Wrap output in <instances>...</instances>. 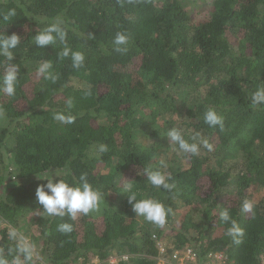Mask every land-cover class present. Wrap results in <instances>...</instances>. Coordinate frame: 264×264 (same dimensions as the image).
<instances>
[{
	"label": "trees",
	"instance_id": "obj_1",
	"mask_svg": "<svg viewBox=\"0 0 264 264\" xmlns=\"http://www.w3.org/2000/svg\"><path fill=\"white\" fill-rule=\"evenodd\" d=\"M11 9L15 16L4 20ZM57 20L66 44L35 45L38 31ZM117 32L129 37L126 52L114 50ZM7 34L20 43L12 61L0 56V80L10 65L18 69L15 95L0 92V253L17 255L9 232L30 215L32 242L51 264H109L113 255L115 264H158L153 234L167 232L164 258L190 246L223 250L233 264L261 263L264 105L251 97L264 87V0H213L201 20L182 0H0V36ZM66 46L84 54L79 68L60 55ZM45 61L54 80L38 72ZM209 108L223 129L204 122ZM57 113L75 120L63 124ZM174 127L190 143L200 133L213 149L181 152L167 136ZM144 169L173 187H154ZM55 170L63 174L54 180L70 185L86 177L100 193L98 207L75 220L47 216L36 199L47 180L38 176ZM126 190L171 209L165 225L137 216ZM225 210L243 229L239 244L226 234ZM61 223L73 230L58 231Z\"/></svg>",
	"mask_w": 264,
	"mask_h": 264
},
{
	"label": "clouds",
	"instance_id": "obj_2",
	"mask_svg": "<svg viewBox=\"0 0 264 264\" xmlns=\"http://www.w3.org/2000/svg\"><path fill=\"white\" fill-rule=\"evenodd\" d=\"M15 10L11 9L7 14L4 15V20H8L10 17L15 16ZM63 21L57 20L49 24L44 30L38 31L35 35V45L39 48H44L48 45H54L57 40L66 44L67 32L62 26ZM90 38L94 36L89 35ZM129 42V37L124 32H117L114 40V50L119 53L127 51V44ZM20 43V36L17 34L0 36V56L6 57L8 60L12 61L14 56L12 50L17 48ZM63 57H68L71 55L72 66L74 68H79L84 62V54L80 51H72L67 46L63 49L60 54ZM52 67L50 61H45L38 69L40 74H45V78L55 79L52 76L49 69ZM17 67L15 64L9 66L8 70L0 80V92L7 96H14L16 92V82H17ZM252 104L254 106L264 105V87H258L255 92H253L251 97ZM68 106L71 107V101L68 102ZM54 119L63 123L71 124L74 122L75 117L71 114L57 113ZM204 122L212 128L219 126L223 129V118L216 112V110L209 108L204 113ZM167 136L171 141L178 145L179 150L183 153H190L192 155H199L201 148L211 151L213 145L209 142L207 138L201 136L200 133H196L192 137L193 142H188L182 135L181 130L177 128H171L168 131ZM106 146L101 145L100 151H106ZM144 173L148 177V182L154 187L164 189H171L172 184L168 182L169 178L159 171H150L149 169H144ZM63 173L61 170H55L53 174L45 175L43 177L38 176L39 179L47 180L46 184H41L36 189V199L44 213L49 217L59 216L64 217L69 216L72 220H75L78 214L87 215L90 211L95 210L98 207L100 200V193L93 189L91 184L87 181L86 177L82 176L80 178L81 183L79 185H70L64 179L58 181L54 180L55 176H61ZM130 187V186H129ZM129 193V203L132 205L133 212L137 216L143 217L146 221L153 223L159 227H163L166 223L168 214L171 209L166 208L165 205L155 199L145 198L137 199L135 193ZM253 205L245 201L242 205V210L244 212H250ZM220 218L225 223H230L231 226L227 230V235L232 237L233 241L237 244L240 243V237L243 236V229L238 225L235 220H232L228 211L225 210L220 214ZM73 230V226L70 223H61L58 225V231L63 233H69ZM18 234L13 229L9 232V238L12 240H17ZM11 251V250H10ZM17 255L10 261L7 256L0 253V264H26L32 260L33 248L23 238H20L16 246ZM22 258V259H21Z\"/></svg>",
	"mask_w": 264,
	"mask_h": 264
},
{
	"label": "rangeland",
	"instance_id": "obj_3",
	"mask_svg": "<svg viewBox=\"0 0 264 264\" xmlns=\"http://www.w3.org/2000/svg\"><path fill=\"white\" fill-rule=\"evenodd\" d=\"M212 2L213 0H182L183 5L185 6V8L190 12L191 16L196 19V20H201V19H205L209 16L210 11L212 9ZM35 73V70L33 71ZM36 75V74H35ZM35 75L34 78H35ZM37 77V75H36ZM72 84L75 86H83V84L81 83L80 80L74 79L72 81ZM222 200V199H221ZM220 200V201H221ZM179 220V218L177 219ZM33 218H31L30 215H26L25 217H23L20 221V224L18 227H12V230L14 229L17 234H18V240L20 238H23L24 240H27V242L32 246L33 248V257L35 258H39V264H51L50 262L45 261V259H43L41 256V249L39 245H36L35 243L32 242V235L33 233L38 234V230L36 228V224L34 222L33 224ZM4 225V222H2V220L0 219V226ZM169 233V232H167ZM165 234V236L163 237V240L168 243L169 242V235ZM127 255H124V258H126ZM116 256H111L108 259L109 264H115L118 261V258L116 257L115 260H113V262L111 261L113 258H115ZM162 261H167L166 264H174L173 258H172V254L170 255V257L167 258H162L158 260V264L159 262ZM99 262L91 260L86 264H97ZM74 264H82V260H78L76 263Z\"/></svg>",
	"mask_w": 264,
	"mask_h": 264
},
{
	"label": "built area",
	"instance_id": "obj_4",
	"mask_svg": "<svg viewBox=\"0 0 264 264\" xmlns=\"http://www.w3.org/2000/svg\"><path fill=\"white\" fill-rule=\"evenodd\" d=\"M153 237L156 239L157 247L159 250V259L164 258V254L167 251V243L153 234ZM172 258L174 264H233L227 254L223 250H214L211 249L206 253H202L200 250L194 247H186L183 250H175L172 253ZM113 258L111 261L115 260ZM260 264H264V256H262V261Z\"/></svg>",
	"mask_w": 264,
	"mask_h": 264
},
{
	"label": "crops",
	"instance_id": "obj_5",
	"mask_svg": "<svg viewBox=\"0 0 264 264\" xmlns=\"http://www.w3.org/2000/svg\"><path fill=\"white\" fill-rule=\"evenodd\" d=\"M167 263V261L165 262V261H162V262H159V264H166Z\"/></svg>",
	"mask_w": 264,
	"mask_h": 264
}]
</instances>
